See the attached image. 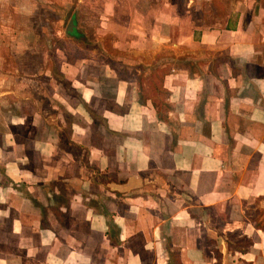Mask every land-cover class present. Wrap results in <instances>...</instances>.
<instances>
[{"label":"crops","instance_id":"1","mask_svg":"<svg viewBox=\"0 0 264 264\" xmlns=\"http://www.w3.org/2000/svg\"><path fill=\"white\" fill-rule=\"evenodd\" d=\"M118 1L105 34L137 74L89 55L65 91L0 26V264H211L204 212L264 202V0H124L115 21Z\"/></svg>","mask_w":264,"mask_h":264},{"label":"rangeland","instance_id":"2","mask_svg":"<svg viewBox=\"0 0 264 264\" xmlns=\"http://www.w3.org/2000/svg\"><path fill=\"white\" fill-rule=\"evenodd\" d=\"M174 1L183 8L185 0ZM104 2L105 0H1L0 26L22 27L27 32L32 33V42L42 44L43 51L48 50L49 72L53 79L58 84L60 83V87L64 91L68 87V82L60 73L61 66L64 63L74 61V59L85 58L89 55L107 62H113L118 67L120 66L119 68L116 67L120 70H122L121 66L129 65L132 68L131 74H137L135 70H138L140 65L137 64L136 59L111 48L115 35L105 34L107 28L103 16L105 15ZM128 4V1L119 0L113 11H110V14L114 12L112 19L118 21L117 18L119 17L121 21H125L124 18L128 20L131 11ZM186 6L195 15L201 4L196 0H187ZM204 6L205 4L202 5V8ZM72 19L76 29L73 34H66V27ZM93 49L96 52H93ZM60 64L62 65L60 66ZM142 71L141 75L145 72ZM159 76L160 70L155 71V77L159 78ZM147 77L150 80L151 73L148 72ZM54 85V82L50 85L51 90H54ZM151 91L157 96V102L164 103V93L159 89L157 81L152 85ZM217 215L218 217H216ZM242 215L264 225V202H247L241 208L231 212H204V219L202 220L205 224V227H202L204 230L203 237L210 233L216 234L218 239L214 243L215 247L222 251L223 264H245V262L264 264V245H261L264 240H262L260 232H254L253 238L257 242L255 243L256 248L249 249L248 254L242 256L234 251L239 248L243 249L245 246L242 243L245 241L243 230L247 231ZM229 232L233 233V236L228 238ZM228 244L232 250H227ZM208 248V261H211L214 259L212 252L214 246ZM177 261L179 262V259L173 258V264L175 262L177 264Z\"/></svg>","mask_w":264,"mask_h":264},{"label":"trees","instance_id":"3","mask_svg":"<svg viewBox=\"0 0 264 264\" xmlns=\"http://www.w3.org/2000/svg\"><path fill=\"white\" fill-rule=\"evenodd\" d=\"M156 102V103H155ZM153 103L154 107L156 106V110L158 109L159 110V104L161 105V103L157 102V100ZM248 220L253 223L254 225V228L257 229V230H260L264 233V225L263 224H259L256 220L250 218V217H247ZM233 236V233H230L228 234V238ZM244 237V240L242 243L245 244V246L243 247V249L239 248L238 250H234L235 252L239 253V254H247L248 253V250L253 246V243H252V240L246 236H243ZM204 238V242L205 244L208 246V247H213L214 246V250H212L213 254H214V264H222V254L221 252L216 249L215 247V243L214 241L212 240H209L207 239L205 236L203 237ZM229 250H232V247L229 246L228 244V248ZM178 259V258H177ZM177 264H179V262L177 261ZM245 264H253V262H245Z\"/></svg>","mask_w":264,"mask_h":264},{"label":"water","instance_id":"4","mask_svg":"<svg viewBox=\"0 0 264 264\" xmlns=\"http://www.w3.org/2000/svg\"><path fill=\"white\" fill-rule=\"evenodd\" d=\"M76 29V26L74 24V20H70L67 27H66V34H73L74 30Z\"/></svg>","mask_w":264,"mask_h":264},{"label":"bare ground","instance_id":"5","mask_svg":"<svg viewBox=\"0 0 264 264\" xmlns=\"http://www.w3.org/2000/svg\"><path fill=\"white\" fill-rule=\"evenodd\" d=\"M257 243V242H256Z\"/></svg>","mask_w":264,"mask_h":264}]
</instances>
